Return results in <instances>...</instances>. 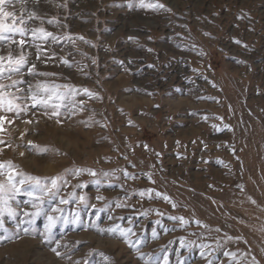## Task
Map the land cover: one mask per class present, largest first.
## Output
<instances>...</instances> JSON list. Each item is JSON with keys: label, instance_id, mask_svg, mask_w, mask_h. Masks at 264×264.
<instances>
[{"label": "rangeland", "instance_id": "rangeland-1", "mask_svg": "<svg viewBox=\"0 0 264 264\" xmlns=\"http://www.w3.org/2000/svg\"><path fill=\"white\" fill-rule=\"evenodd\" d=\"M160 2L172 11L142 7L139 0H131V6L129 0H26L27 10L43 18L46 30L91 43L44 44L48 55L56 53L47 63L26 46L39 72L57 75L25 74L20 94H28V83L47 79L86 87L102 99L80 92L66 100L62 123L23 99L19 103L25 110L0 111L12 121L0 131V161H11L25 175L54 177L65 169L92 168L98 176H66L60 196L69 200L62 205L68 222L56 225L51 241L40 235L43 215L21 225L28 234L16 228L27 219L22 213L33 211L25 203L29 197L18 193L10 201L17 217L5 214L4 220L19 238L0 242V264H165V258L167 264H235L225 252L243 257V264L253 256L264 264V0ZM64 3L67 7L58 6ZM9 10L20 15L19 0ZM52 18L57 22L48 24ZM8 51L9 45L0 46V54ZM62 57L72 66L62 64ZM79 101L84 110L71 115L72 103ZM6 177L7 168L0 180ZM147 189L154 190L151 198L140 195ZM73 192L85 195L88 205L78 204ZM117 203L127 206L117 208ZM76 212L79 225L71 222ZM172 216L190 223L181 226ZM90 222L100 229L131 228L128 240L135 246L86 227Z\"/></svg>", "mask_w": 264, "mask_h": 264}, {"label": "snow or ice", "instance_id": "snow-or-ice-1", "mask_svg": "<svg viewBox=\"0 0 264 264\" xmlns=\"http://www.w3.org/2000/svg\"><path fill=\"white\" fill-rule=\"evenodd\" d=\"M21 6V14L17 15L15 10H9V6L13 5L14 0H0V46L5 44L9 45L8 54L2 55L0 54V111L11 113L17 112L19 113L22 110H25L26 105L22 107L21 101L22 99L25 101H30L31 106L33 108L37 106H42L44 108V114L49 115V118H56L57 123H62L60 120L61 116V108L64 107L65 101L69 99H73L83 92L88 96L89 99H102L98 93H94L88 88L77 89L73 85L69 84H57L50 80H37L35 84L28 83L27 87V95H21L20 93L23 91L20 89V85L26 83L23 79L24 75L33 76V77H52L56 76V73L50 72H39L37 70V64L31 63L29 60V53L25 50L27 47L35 48V56L36 60L41 61L43 63L49 62L56 55L55 52H52L51 55H48V49L44 48V44H59L61 39H66L73 44L75 43V39L84 40L85 43H91L90 41H86L83 36H79L73 38L71 34L66 37H58L54 33L46 30L42 25L44 23L43 18L37 14L36 11H28L26 8V0H19ZM33 4H37L39 0H31ZM140 5L142 7L151 8L157 11H165L171 12L172 10L168 8L165 4L161 3L160 0H139ZM60 7H67V3L62 5H58ZM129 6H131V0H129ZM26 13V14H25ZM242 19L243 17H238ZM39 20L41 22V26H29L34 21ZM57 22L55 18L47 20L48 24H52ZM16 35H19L20 39L17 41L14 39ZM205 35H209L205 33ZM30 36V40L26 39ZM129 39H133V37H129ZM151 39V37H149ZM235 43L241 44V41L236 39ZM16 45V48L13 49L11 46ZM247 47V45H243ZM18 50V54L14 55V52ZM151 51V49H149ZM94 64L95 60L92 61ZM61 63L67 65L69 67L72 66V62L67 58H61ZM123 63V62H121ZM26 69V73H25ZM13 76L19 77L18 79H12ZM4 80H8V83H4ZM11 89H16L15 92L11 91ZM85 107L84 101L73 102L72 103V112L71 115H76L77 111H83ZM155 107H159V105H155ZM204 119H207L205 116ZM219 119H223L219 117ZM12 123V121L8 120L6 115H0V131L4 130V124ZM31 123V121H28ZM131 124V121H129ZM214 127H216L214 125ZM225 128L231 129L230 125H224ZM0 143H3L0 140ZM31 144V142H29ZM38 147V146H36ZM147 147V145H145ZM205 147H207L205 145ZM42 152H47L48 148L44 147L41 149ZM233 154H235V149H232ZM23 155V153H21ZM238 159V157H237ZM7 168V177L6 180H0V232L4 233L0 235V242L13 240L19 238V233L16 231H12L5 227V214L11 218L15 219L18 215V210L12 207L10 201H12L15 196L24 192L29 199L25 201L26 204H30L33 211H24L22 215L27 217L26 220H20L16 228L21 229V225L29 224L31 225L34 220L43 215L46 219V223L44 225V231L40 233L43 236L45 241H51L53 230L56 225L60 222H68V217L64 216V208L62 205H67L69 203L68 199L60 196L61 188L67 186L68 180L66 179L67 175L72 176H80L82 173H87L89 176L96 178L98 173L95 169L92 168H70L65 169L63 175H56L54 177H40L35 175H25L16 170V166L8 161L5 162L0 161V176L4 175V170ZM123 174L126 177L135 178L132 173H129L127 170H123ZM103 175H108V173H103ZM17 177L20 179L17 180ZM149 180H152L151 175L148 176ZM99 183L98 180H96ZM155 183V181H152ZM83 185L77 184L76 187H82ZM243 187V186H241ZM153 189H147L140 192L141 196L148 195L149 198L152 197ZM155 195L157 197H163L165 201L171 203L172 207L175 208L176 204L172 202L171 198L163 193L156 192ZM70 196L75 198L78 204H82L87 206L88 201L85 195L76 196V193H70ZM59 200L58 204L53 206V202ZM97 200H104L103 196H97ZM252 203H255L253 200ZM95 207V205H91ZM127 205L123 203H117L116 207H126ZM158 211V210H157ZM147 214V213H144ZM162 215V214H161ZM170 219L176 220L179 222L181 226L185 224H189L190 221L185 219L183 216H172ZM81 218L79 212H76L72 216V223L77 225L80 224ZM159 223V221H157ZM197 225H202L200 220H195ZM207 227V225H202ZM88 228H95L97 232L100 233H110L116 235L118 238H122L126 240L130 246H135L132 244V241L128 240V236L132 233L131 228L122 229L119 225H116L112 228L108 229H100L96 226L95 222H90L86 225ZM23 233L28 234L29 228L24 227L21 229ZM216 231H220L219 228ZM153 238L157 236L155 230H153ZM229 239H243L242 237ZM136 243H140V241H136ZM247 243V241H245ZM59 244V241H57ZM201 249H205L208 247L207 244H201ZM52 251L56 254V256H61V253L57 251L56 248H53ZM264 251V249H262ZM226 256H230L235 261V264H243V257L237 259V254L235 252H225ZM143 253H141V258H143ZM201 255H204V252H201ZM145 264H153L151 261H145ZM165 264H167V258H165ZM249 264H260V261L257 260L254 256L251 258Z\"/></svg>", "mask_w": 264, "mask_h": 264}, {"label": "bare ground", "instance_id": "bare-ground-1", "mask_svg": "<svg viewBox=\"0 0 264 264\" xmlns=\"http://www.w3.org/2000/svg\"><path fill=\"white\" fill-rule=\"evenodd\" d=\"M28 240H31V239H28ZM28 240H27V241H28ZM23 241H24V240H23ZM25 241H26V240H25ZM25 241H24V242H25ZM32 242H33V241H32ZM30 243H31V242H30ZM30 243H29V245H30ZM21 244H22V243H21ZM21 244H20V247H21ZM12 245H13V244H12ZM31 245H32V244H31ZM33 246H34V245H33ZM22 247H25V246H22ZM27 248H29V247H27ZM30 248L32 249L31 246H30ZM24 249H25V248H24ZM18 250H19V249H18ZM27 250H28V249H27ZM33 250H34V248H33ZM25 251H26V250H25ZM25 251H24V253H25ZM34 251H35V250H34ZM27 252H29V251H27ZM27 252H26V254H27ZM10 253H11V252H10ZM22 253H23V252H22ZM24 253H23V254H24ZM30 253H31V252H30ZM30 253H29V254H30ZM23 254H22V255H23ZM31 254H32V253H31ZM0 255H1V254H0ZM20 256H21V255H20ZM22 257H23V256H22ZM25 257H26V256H25ZM27 257H28V255H27ZM1 258H2V257H1ZM30 264H31V263H30Z\"/></svg>", "mask_w": 264, "mask_h": 264}]
</instances>
